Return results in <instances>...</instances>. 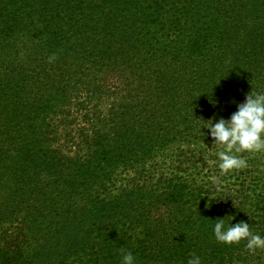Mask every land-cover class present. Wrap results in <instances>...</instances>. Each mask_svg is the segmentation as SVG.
<instances>
[{
  "label": "trees",
  "instance_id": "trees-1",
  "mask_svg": "<svg viewBox=\"0 0 264 264\" xmlns=\"http://www.w3.org/2000/svg\"><path fill=\"white\" fill-rule=\"evenodd\" d=\"M262 65L264 0H0V264H264L213 234L264 236L261 150L203 127Z\"/></svg>",
  "mask_w": 264,
  "mask_h": 264
},
{
  "label": "clouds",
  "instance_id": "clouds-1",
  "mask_svg": "<svg viewBox=\"0 0 264 264\" xmlns=\"http://www.w3.org/2000/svg\"><path fill=\"white\" fill-rule=\"evenodd\" d=\"M54 59L55 55L49 57L50 62ZM205 121L207 123L203 127L209 129L213 143L223 146V150L216 154L221 172L246 167L245 160L234 153L264 148V92H253L251 89L229 118L221 116L213 123V118L210 117ZM226 215L230 216V223H226L224 217H219L214 223L213 234L216 241L231 245L243 240L246 241L245 247L249 252L264 249V236L253 233L249 222L240 220L232 223L234 214ZM121 262L137 264L136 257L130 251H123ZM187 264H201V258L194 255Z\"/></svg>",
  "mask_w": 264,
  "mask_h": 264
},
{
  "label": "rangeland",
  "instance_id": "rangeland-1",
  "mask_svg": "<svg viewBox=\"0 0 264 264\" xmlns=\"http://www.w3.org/2000/svg\"><path fill=\"white\" fill-rule=\"evenodd\" d=\"M240 35V36H242V35H244V31H242V29L241 28H239V24H234V27H233V30H232V32L230 33V36H231V38L233 39V40H236V37H237V35ZM229 42H230V39H229ZM227 59H232V56H228L227 57ZM227 63V62H226ZM262 68H263V70H262V75H261V78H262V80L264 81V65H262ZM221 74H222V71H217L216 72V77L217 78H220V76H221ZM250 81H249V83H247L245 80V82L244 83H241L239 86H237V88L238 89H241V91L243 92L245 89H243L242 87H244L245 88V85H247L248 87H251V89H252V91L253 92H264V82H263V84H259L260 83V80H258V79H256V78H252V79H249ZM223 82L224 83H222L223 84V86H225V88H226V92H227V94L230 96V95H232L233 94V91L230 89V85H229V83L227 82V81H224L223 80ZM256 89H260V91H256ZM232 100V99H231ZM234 111H236V107H230V108H228V110H227V118H229L230 117V115L234 112ZM226 118V119H227ZM205 144V143H204ZM212 146H210V148H211ZM259 150H261V154L260 155H258V158H259V160H260V162H263L264 163V148H261V149H259ZM258 152V151H257ZM208 160H212L213 161V159H208ZM259 168H262V169H264V166H259Z\"/></svg>",
  "mask_w": 264,
  "mask_h": 264
}]
</instances>
